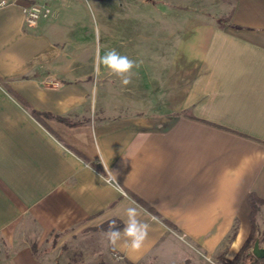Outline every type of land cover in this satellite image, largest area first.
<instances>
[{"label":"crops","instance_id":"crops-1","mask_svg":"<svg viewBox=\"0 0 264 264\" xmlns=\"http://www.w3.org/2000/svg\"><path fill=\"white\" fill-rule=\"evenodd\" d=\"M7 1L0 78L38 115L0 82V264H34L32 242L54 233L111 220L122 232L130 206L150 227L139 251L123 234L109 242L124 263L210 260L224 248L233 259L251 233L249 196L264 197V0L167 1L184 22L145 19L140 36L130 34L137 0H99L94 22L70 25L53 0L57 13L36 26L22 7L43 0ZM97 26L100 55L136 62L128 85L97 73ZM259 214L264 232V205Z\"/></svg>","mask_w":264,"mask_h":264},{"label":"rangeland","instance_id":"rangeland-1","mask_svg":"<svg viewBox=\"0 0 264 264\" xmlns=\"http://www.w3.org/2000/svg\"><path fill=\"white\" fill-rule=\"evenodd\" d=\"M98 1L99 0H55L54 4L57 9L59 7L62 8L60 16L62 15V18L65 19V23L70 25L71 21H74L76 17H83L85 20L94 22L93 13H95L94 11H97L96 6L99 4ZM167 1H177L180 4H194V0H163V2L160 1L158 5L163 3L165 6L161 5L160 8H156L153 4L154 0H137L130 2L133 6L137 5L136 8L133 7L132 13L129 14V17H132L133 21V29L130 34L135 36H140L141 34L144 35L145 33H143V31L141 33L139 29L142 27L141 22L143 24L145 19L148 21L147 26L152 29H154L156 22L157 24L162 22L166 27L169 26V29H171L175 23L179 21L184 22L185 18L183 17V12H180L178 19L175 13L172 12L176 10H171V8L167 5ZM197 2L198 0H196L195 3ZM143 3H148V5H152L153 8H149L146 13L140 12V9L137 7L143 5ZM207 7L208 6H205L204 9ZM210 11L217 13L218 7H210ZM55 12L57 13V10ZM103 14L105 13L103 12ZM144 16H146V18H144ZM181 26L182 25L180 24V27ZM149 27L147 30L150 29ZM182 28L183 27H181L180 30H183ZM86 31H88V28ZM104 43L106 44L103 39L99 40V47L102 52L105 51L103 50ZM259 227L260 226L258 225V228ZM104 233V229H93L89 231L88 229H85L73 231L67 235L54 233L45 240L33 241V251L37 257L34 264H126L122 261V259L111 254L107 250L109 247V241ZM259 233L261 236L264 234V232ZM260 243L261 245L264 244V242L262 243L261 241ZM226 244L227 242L225 243L224 240L223 247H226ZM219 255L220 253L215 256L213 255L210 260H199L194 259L195 256L191 253L182 254V261L179 264H223ZM249 263L250 258H248L243 264Z\"/></svg>","mask_w":264,"mask_h":264},{"label":"clouds","instance_id":"clouds-1","mask_svg":"<svg viewBox=\"0 0 264 264\" xmlns=\"http://www.w3.org/2000/svg\"><path fill=\"white\" fill-rule=\"evenodd\" d=\"M7 0H0V8L4 7ZM96 71L99 73L101 66L108 70L112 75H115L121 79L123 85L131 83L132 69L136 67V62L129 59L128 56L122 55L115 49L106 51L103 55H100L99 39L100 30L99 26L96 28ZM126 221L125 226L121 232L120 229L115 228V221L109 227V230L105 233L110 244L115 247L117 242L121 239L123 234L127 238V246L132 251H139L148 236L149 224L139 219L140 211L136 206H130L125 209Z\"/></svg>","mask_w":264,"mask_h":264},{"label":"trees","instance_id":"trees-1","mask_svg":"<svg viewBox=\"0 0 264 264\" xmlns=\"http://www.w3.org/2000/svg\"><path fill=\"white\" fill-rule=\"evenodd\" d=\"M0 82L3 83V85H5L9 89V91L13 93L34 115H38V112L34 110L25 100H23L18 95V93H16L11 87H9L7 83L3 81L1 78H0ZM57 118L67 122L69 125H76V124L81 123V122H72L69 120L70 119L69 117H65V116H58ZM249 202L251 204V213H250V220H251V227H252L251 233L233 259H228L225 256L226 254L225 250H223L222 253H220L219 255L220 260L222 261L223 264H243L246 262L248 258H250L249 264H259L262 260H264V258H257L252 252L254 243L258 238H260V241L262 243L264 242V234L262 236L260 235L258 224H257V217L260 213L261 207L264 205V197H261L257 195L256 193L252 192L249 196ZM147 208L150 211H153L152 207L147 206ZM153 213L157 214L156 211H153ZM113 221L111 220L109 222H106L103 225L99 226L98 228L107 230L109 229ZM163 222L169 225L170 227L175 228V225L171 221L163 219ZM114 227L120 229L123 227V223H120ZM237 230H238V224H235L231 232L225 237V243L226 242L229 243L233 240V238L237 234ZM126 263L134 264L130 261H127Z\"/></svg>","mask_w":264,"mask_h":264},{"label":"built area","instance_id":"built-area-1","mask_svg":"<svg viewBox=\"0 0 264 264\" xmlns=\"http://www.w3.org/2000/svg\"><path fill=\"white\" fill-rule=\"evenodd\" d=\"M52 1L53 0H43L39 2H29L23 5L22 9L27 24L36 26L40 21L50 19L55 14ZM108 180H112V177H108Z\"/></svg>","mask_w":264,"mask_h":264},{"label":"water","instance_id":"water-1","mask_svg":"<svg viewBox=\"0 0 264 264\" xmlns=\"http://www.w3.org/2000/svg\"><path fill=\"white\" fill-rule=\"evenodd\" d=\"M252 252L257 258H264V246L261 245L260 239L255 241Z\"/></svg>","mask_w":264,"mask_h":264}]
</instances>
